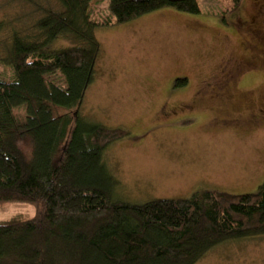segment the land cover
I'll use <instances>...</instances> for the list:
<instances>
[{
	"label": "trees",
	"instance_id": "1",
	"mask_svg": "<svg viewBox=\"0 0 264 264\" xmlns=\"http://www.w3.org/2000/svg\"><path fill=\"white\" fill-rule=\"evenodd\" d=\"M57 1L3 41L0 65L13 77L0 72V201H33L39 214L0 226V264H197L223 244L263 238L264 184L254 194L118 200L104 156L130 132L82 117L103 52L99 28L168 8L199 15L198 2L109 0L110 17L97 21L92 0Z\"/></svg>",
	"mask_w": 264,
	"mask_h": 264
},
{
	"label": "rangeland",
	"instance_id": "2",
	"mask_svg": "<svg viewBox=\"0 0 264 264\" xmlns=\"http://www.w3.org/2000/svg\"><path fill=\"white\" fill-rule=\"evenodd\" d=\"M196 1L199 15L168 8L97 31L103 52L82 117L130 132L104 156L120 183L118 200L143 205L220 185L226 189H214L254 194L264 184V123H246L251 110H264V0H242L236 9L233 0ZM108 4L92 0L94 20L110 17ZM46 9H59L58 1L0 0V59L11 29L23 31ZM182 79L189 84L179 91ZM219 81L235 86L210 94L221 97L204 105L178 106L176 100L195 90L204 97L198 88ZM228 117L241 128L214 120ZM197 264H264V237L223 244Z\"/></svg>",
	"mask_w": 264,
	"mask_h": 264
},
{
	"label": "flooded vegetation",
	"instance_id": "3",
	"mask_svg": "<svg viewBox=\"0 0 264 264\" xmlns=\"http://www.w3.org/2000/svg\"><path fill=\"white\" fill-rule=\"evenodd\" d=\"M236 69H240V67H236ZM188 82V83H187ZM226 81H219L216 83V85H208L207 82L205 83L203 89L205 90H202V88H198V94L199 92L205 94L206 95L204 97H196L195 94H196V90L194 91V95H192V97H183V99H179V100H176L178 101V106L179 107H183V106H195V105H204L206 104V102H209V100H213V99H216V97H221V95H216V96H212L210 94L214 93L215 92H224L227 93L229 90L227 88H230L232 85L235 86L234 83H225ZM187 83V84H186ZM189 84V80H178L177 83L175 84V87L176 89L177 88H180V89H177L179 91H183L184 89L187 88ZM226 84V85H225ZM210 90V93L208 92V90ZM209 94V95H208ZM183 96H187V94L183 95ZM175 102V101H174ZM251 110V109H250ZM215 121L221 123L222 126L224 127H231V128H234V129H240V124H239V120L238 119H234L232 117H228L227 119H214ZM241 121V120H240ZM247 121L249 122H246L247 124L249 123L250 126L249 127H259V126H262L263 123H264V110H261L258 112V110H251V114H248L247 115ZM244 123V124H246ZM237 127H240V128H237ZM214 187V186H213ZM214 188H222V185H220L219 187L216 186Z\"/></svg>",
	"mask_w": 264,
	"mask_h": 264
},
{
	"label": "clouds",
	"instance_id": "4",
	"mask_svg": "<svg viewBox=\"0 0 264 264\" xmlns=\"http://www.w3.org/2000/svg\"><path fill=\"white\" fill-rule=\"evenodd\" d=\"M39 214L37 203L29 200L6 199L0 201V226L6 227L13 221L35 220Z\"/></svg>",
	"mask_w": 264,
	"mask_h": 264
},
{
	"label": "crops",
	"instance_id": "5",
	"mask_svg": "<svg viewBox=\"0 0 264 264\" xmlns=\"http://www.w3.org/2000/svg\"><path fill=\"white\" fill-rule=\"evenodd\" d=\"M218 189V188H217ZM220 189H226V188H220Z\"/></svg>",
	"mask_w": 264,
	"mask_h": 264
}]
</instances>
